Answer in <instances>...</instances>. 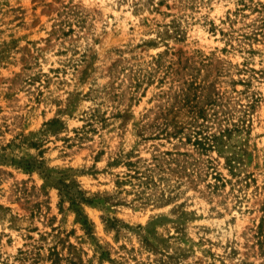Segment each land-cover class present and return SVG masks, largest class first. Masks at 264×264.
<instances>
[{
    "label": "rangeland",
    "instance_id": "obj_1",
    "mask_svg": "<svg viewBox=\"0 0 264 264\" xmlns=\"http://www.w3.org/2000/svg\"><path fill=\"white\" fill-rule=\"evenodd\" d=\"M0 264H264V0H0Z\"/></svg>",
    "mask_w": 264,
    "mask_h": 264
},
{
    "label": "trees",
    "instance_id": "obj_2",
    "mask_svg": "<svg viewBox=\"0 0 264 264\" xmlns=\"http://www.w3.org/2000/svg\"><path fill=\"white\" fill-rule=\"evenodd\" d=\"M129 166H131V165H129ZM135 175H136V170L134 171V175L128 174L127 177L130 178V179L137 178L138 180H140L138 185L144 184L141 181L142 178L141 177H137ZM129 182H131V181H129ZM61 184L63 186V188L61 189V192H63L65 195L69 196V200L71 201L72 204L77 205L79 202H85V203H88V204L92 203L91 200L86 198V197H84L80 191H78V192H76L74 194V193L70 192L69 185H67V184H65L63 182H61Z\"/></svg>",
    "mask_w": 264,
    "mask_h": 264
}]
</instances>
